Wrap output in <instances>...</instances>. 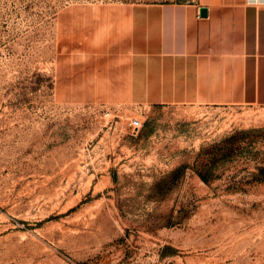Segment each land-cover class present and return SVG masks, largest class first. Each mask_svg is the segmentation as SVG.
Listing matches in <instances>:
<instances>
[{
	"label": "rangeland",
	"instance_id": "rangeland-1",
	"mask_svg": "<svg viewBox=\"0 0 264 264\" xmlns=\"http://www.w3.org/2000/svg\"><path fill=\"white\" fill-rule=\"evenodd\" d=\"M167 1L0 0V264H264V105L133 91Z\"/></svg>",
	"mask_w": 264,
	"mask_h": 264
},
{
	"label": "crops",
	"instance_id": "crops-1",
	"mask_svg": "<svg viewBox=\"0 0 264 264\" xmlns=\"http://www.w3.org/2000/svg\"><path fill=\"white\" fill-rule=\"evenodd\" d=\"M208 9L201 16V8ZM133 91L155 103L264 105V0L209 6L199 0L144 4L133 10ZM155 51L143 63L142 36ZM146 55V53H144Z\"/></svg>",
	"mask_w": 264,
	"mask_h": 264
},
{
	"label": "built area",
	"instance_id": "built-area-1",
	"mask_svg": "<svg viewBox=\"0 0 264 264\" xmlns=\"http://www.w3.org/2000/svg\"><path fill=\"white\" fill-rule=\"evenodd\" d=\"M130 126L132 128V131L136 132V131H138L140 129V127L142 126V123H141V121L138 118H133L130 121Z\"/></svg>",
	"mask_w": 264,
	"mask_h": 264
},
{
	"label": "water",
	"instance_id": "water-1",
	"mask_svg": "<svg viewBox=\"0 0 264 264\" xmlns=\"http://www.w3.org/2000/svg\"><path fill=\"white\" fill-rule=\"evenodd\" d=\"M200 13H201V16H207L208 9L206 7H202Z\"/></svg>",
	"mask_w": 264,
	"mask_h": 264
}]
</instances>
